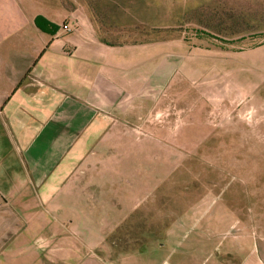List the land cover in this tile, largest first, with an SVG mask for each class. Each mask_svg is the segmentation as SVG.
Listing matches in <instances>:
<instances>
[{"label": "crops", "instance_id": "1", "mask_svg": "<svg viewBox=\"0 0 264 264\" xmlns=\"http://www.w3.org/2000/svg\"><path fill=\"white\" fill-rule=\"evenodd\" d=\"M108 4L0 0V264L104 247L128 217L161 205L178 169L163 143L192 140L185 127L146 145L123 126L168 101L184 113L202 103L193 82L212 77L210 61L225 51L176 38L104 42L98 31L120 23ZM38 16L55 28L42 31ZM226 80L239 88V70ZM208 202L169 221L156 264H264V201Z\"/></svg>", "mask_w": 264, "mask_h": 264}, {"label": "rangeland", "instance_id": "2", "mask_svg": "<svg viewBox=\"0 0 264 264\" xmlns=\"http://www.w3.org/2000/svg\"><path fill=\"white\" fill-rule=\"evenodd\" d=\"M108 3L106 16L120 23L114 21L111 28L98 31L104 42L176 38L202 42L210 52L212 48L223 50L225 58L210 61L207 75L212 77L205 82L194 80L193 87L204 92L202 103H187L189 110L184 113L168 101L162 110L148 111L139 119L140 125L123 126L124 133L146 145L158 130L178 135L185 127L187 133L190 129L192 140L163 143L177 152L178 169L164 186L166 196L161 197V205L150 207L147 214L128 217L102 248L82 247L80 253L63 255L44 251L32 264H138L137 259L139 264H156L160 254H154L153 249L166 241L162 233L169 221L185 209L194 208L201 200L210 204L264 201V0ZM229 51L240 54V59H232ZM235 70H239L240 89L226 80ZM214 90L222 91L223 96L213 95ZM199 107L203 108L199 121L189 118ZM128 144L125 141L123 149ZM55 255L59 260H54Z\"/></svg>", "mask_w": 264, "mask_h": 264}, {"label": "trees", "instance_id": "3", "mask_svg": "<svg viewBox=\"0 0 264 264\" xmlns=\"http://www.w3.org/2000/svg\"><path fill=\"white\" fill-rule=\"evenodd\" d=\"M35 24L38 26V28L45 32H49L55 28V26H53L50 22L46 21L41 16L35 18Z\"/></svg>", "mask_w": 264, "mask_h": 264}, {"label": "built area", "instance_id": "4", "mask_svg": "<svg viewBox=\"0 0 264 264\" xmlns=\"http://www.w3.org/2000/svg\"><path fill=\"white\" fill-rule=\"evenodd\" d=\"M61 29L63 30H69V26L67 23L62 24Z\"/></svg>", "mask_w": 264, "mask_h": 264}]
</instances>
